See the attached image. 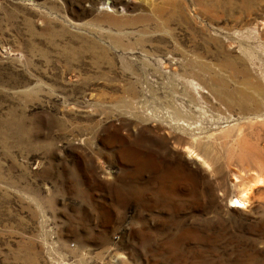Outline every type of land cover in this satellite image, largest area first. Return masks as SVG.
Instances as JSON below:
<instances>
[{
  "label": "rangeland",
  "instance_id": "1",
  "mask_svg": "<svg viewBox=\"0 0 264 264\" xmlns=\"http://www.w3.org/2000/svg\"><path fill=\"white\" fill-rule=\"evenodd\" d=\"M263 75L264 0H0V264H264Z\"/></svg>",
  "mask_w": 264,
  "mask_h": 264
},
{
  "label": "bare ground",
  "instance_id": "2",
  "mask_svg": "<svg viewBox=\"0 0 264 264\" xmlns=\"http://www.w3.org/2000/svg\"><path fill=\"white\" fill-rule=\"evenodd\" d=\"M260 65H262V64H260ZM263 80H264V75H263ZM260 88L261 87H259V86L255 87V89L253 88L256 91L255 92L256 97H259L258 106L246 108V107H242L240 105L241 106V112L243 113L242 118L247 119V125H250L249 122L253 123L254 119L251 117L252 115H254L255 118H260V119L264 120V92L263 91L260 92L259 91ZM253 96L255 98V95H253ZM229 103H231V102L229 101ZM230 105L231 104H229L228 106H230ZM262 127L264 128V122L262 123ZM234 132H236V133H234ZM244 136L245 135H244V131H243L242 126H239V124H236L235 126H232V127L226 128V129H222L218 135L215 133H212L208 136L206 135L205 141L207 142L209 139H214V143H216V141L218 139L224 138V140H225L224 143L228 144L229 141L232 143V141H234L235 139L239 140V138L244 137ZM191 140H192L191 141L192 145L187 146L186 150H185L187 155L192 157L199 165L204 167L206 170H211L212 165H213L212 157H210L211 155L208 152L200 153L201 148L203 146V144L201 142L202 136H200V132L198 134H194V132H192ZM249 146H251V145H248V143H244L243 148L248 153L244 152L243 155L245 157H249L248 163H249L250 167H252V168H250V167L244 168L241 165V167H242L241 169L232 173L233 174V180L235 181L236 185L239 187V190H238L236 196L230 198L229 205L231 207H236L239 209L247 208L248 205L250 204L255 192L257 191V189L259 188V190H261L260 186H262V187L264 186V155L253 154L254 152H252L249 149ZM242 152H243V150H242Z\"/></svg>",
  "mask_w": 264,
  "mask_h": 264
}]
</instances>
